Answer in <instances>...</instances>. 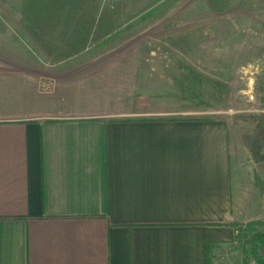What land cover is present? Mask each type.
<instances>
[{
	"label": "crops",
	"instance_id": "crops-1",
	"mask_svg": "<svg viewBox=\"0 0 264 264\" xmlns=\"http://www.w3.org/2000/svg\"><path fill=\"white\" fill-rule=\"evenodd\" d=\"M38 4L0 18V264H243L264 181L226 121L154 114L85 52L113 7Z\"/></svg>",
	"mask_w": 264,
	"mask_h": 264
},
{
	"label": "rangeland",
	"instance_id": "rangeland-1",
	"mask_svg": "<svg viewBox=\"0 0 264 264\" xmlns=\"http://www.w3.org/2000/svg\"><path fill=\"white\" fill-rule=\"evenodd\" d=\"M44 1L47 12L73 17L83 13L85 2H95L35 0L39 14L46 11ZM64 1L75 13L62 10L60 3L68 5ZM33 3L0 0V18L12 26L15 19L33 17ZM98 3L104 9L100 18H108L107 9L114 8L115 26L99 28L110 32L92 35L85 52L119 72L114 77L121 83L135 78L137 99L154 114L226 121L234 142L247 148L249 170L264 181V0ZM126 103L127 97L120 99L119 107Z\"/></svg>",
	"mask_w": 264,
	"mask_h": 264
},
{
	"label": "trees",
	"instance_id": "trees-1",
	"mask_svg": "<svg viewBox=\"0 0 264 264\" xmlns=\"http://www.w3.org/2000/svg\"><path fill=\"white\" fill-rule=\"evenodd\" d=\"M264 219L237 223L235 240L238 242L242 253L243 264H264ZM253 257V258H252ZM205 264H209L207 258Z\"/></svg>",
	"mask_w": 264,
	"mask_h": 264
}]
</instances>
